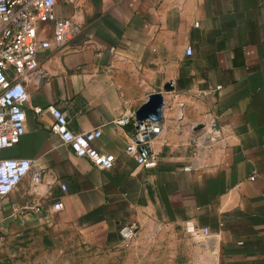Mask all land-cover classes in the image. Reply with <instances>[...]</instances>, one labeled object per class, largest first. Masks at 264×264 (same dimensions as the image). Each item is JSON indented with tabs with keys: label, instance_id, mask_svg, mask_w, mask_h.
<instances>
[{
	"label": "crops",
	"instance_id": "0c3cea01",
	"mask_svg": "<svg viewBox=\"0 0 264 264\" xmlns=\"http://www.w3.org/2000/svg\"><path fill=\"white\" fill-rule=\"evenodd\" d=\"M56 11L80 30L40 49L23 78L26 131L1 156L32 169L0 200V230L53 247L77 238L112 264H264V0H75ZM53 27L38 21V37ZM51 102L75 132L102 127L94 144L116 156L111 168L52 132L53 115L36 111ZM127 117L162 121L156 166L127 151ZM129 219L141 226L123 247ZM39 263L0 251V264Z\"/></svg>",
	"mask_w": 264,
	"mask_h": 264
},
{
	"label": "built area",
	"instance_id": "2783aa9c",
	"mask_svg": "<svg viewBox=\"0 0 264 264\" xmlns=\"http://www.w3.org/2000/svg\"><path fill=\"white\" fill-rule=\"evenodd\" d=\"M58 1L72 3L75 0H0V200L10 193L32 169L29 158L1 156V150L19 141L26 131L27 111L25 104L30 97L23 78L38 69V51L53 44L61 46L80 30L79 24L71 17H61L56 11ZM53 21V38L41 39L37 33L38 21ZM198 24V22H196ZM192 54L191 47L187 50ZM218 86L217 88H220ZM36 111L50 112L54 120L51 130L69 144L76 155L86 156L99 168H111L116 156L100 150L94 141L102 136V127L85 132H75L70 127L67 113L56 103L46 107L38 106ZM121 122H133L127 151L145 167L158 164L159 154L152 147L153 139L162 132L163 124L156 118H120ZM189 168V166H186ZM43 170H35L32 179L41 180ZM254 177V176H252ZM57 209L64 207V202L55 203ZM140 222L135 219L124 221L119 228L122 242L129 246L133 243L140 229ZM188 230L200 231L194 224H188ZM204 233L209 227L203 228ZM3 236L0 235V249Z\"/></svg>",
	"mask_w": 264,
	"mask_h": 264
},
{
	"label": "rangeland",
	"instance_id": "374dc122",
	"mask_svg": "<svg viewBox=\"0 0 264 264\" xmlns=\"http://www.w3.org/2000/svg\"><path fill=\"white\" fill-rule=\"evenodd\" d=\"M3 236V246L1 252H7L21 262L39 260V264H112L109 259V252L98 250L88 246L82 240L74 238L61 244V239L57 240V246L46 242L42 236L29 232L18 234L11 230H0ZM123 247L126 246L123 242Z\"/></svg>",
	"mask_w": 264,
	"mask_h": 264
},
{
	"label": "water",
	"instance_id": "95a60500",
	"mask_svg": "<svg viewBox=\"0 0 264 264\" xmlns=\"http://www.w3.org/2000/svg\"><path fill=\"white\" fill-rule=\"evenodd\" d=\"M139 113H140V111H139ZM156 119H158V118H156Z\"/></svg>",
	"mask_w": 264,
	"mask_h": 264
}]
</instances>
